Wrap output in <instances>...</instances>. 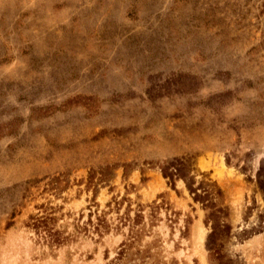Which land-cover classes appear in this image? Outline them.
Here are the masks:
<instances>
[{
  "label": "rangeland",
  "instance_id": "374dc122",
  "mask_svg": "<svg viewBox=\"0 0 264 264\" xmlns=\"http://www.w3.org/2000/svg\"><path fill=\"white\" fill-rule=\"evenodd\" d=\"M0 264H264V0H0Z\"/></svg>",
  "mask_w": 264,
  "mask_h": 264
},
{
  "label": "trees",
  "instance_id": "16d2710c",
  "mask_svg": "<svg viewBox=\"0 0 264 264\" xmlns=\"http://www.w3.org/2000/svg\"><path fill=\"white\" fill-rule=\"evenodd\" d=\"M171 168L173 170H171ZM161 171L163 177L167 178L168 182H170L171 184L172 182H174V176L182 178L187 184L189 191L193 194V200L195 202H200L203 205L204 209L207 210L205 222L206 224H208L209 222L213 223L212 230L208 236V240L213 239V237L217 233V230H229L230 226L226 223L225 220L227 217V213L221 206L217 204L216 201L213 200L212 191L208 188H204L202 182H200L198 186L193 187L188 182L186 175L180 172L179 168H177L173 163H168L166 166L162 167ZM214 193L217 196H221L222 190L220 188H217ZM48 209L50 211H47ZM140 210L141 209L136 210L134 216L132 217L130 215V208L128 205L127 210L123 213L122 216H120L121 222H123V224L127 223L130 227L129 238H133L134 235H136L141 230L140 223L143 216L141 213H139ZM53 213V207L46 206L42 214H30L26 226L33 229L36 234H38V236H40L49 245L58 246L63 244L64 242H67V240L70 239V236L63 234V232L55 226L56 216H54ZM16 214L17 211L15 207H13L9 217L13 218ZM89 222L92 223L91 221ZM11 224L12 221H9L6 226H10ZM106 226L107 224L105 219L97 217L95 229L100 230V228H104ZM207 246L212 255L213 252L214 254L218 253L216 250H214L213 246Z\"/></svg>",
  "mask_w": 264,
  "mask_h": 264
},
{
  "label": "bare ground",
  "instance_id": "6f19581e",
  "mask_svg": "<svg viewBox=\"0 0 264 264\" xmlns=\"http://www.w3.org/2000/svg\"><path fill=\"white\" fill-rule=\"evenodd\" d=\"M201 228L199 227L198 229H197V231H196V240L198 241V242H202V239H203V233H202V231L200 230ZM204 232H206V231H204ZM204 241V240H203ZM205 262V261H204ZM206 263V262H205Z\"/></svg>",
  "mask_w": 264,
  "mask_h": 264
}]
</instances>
